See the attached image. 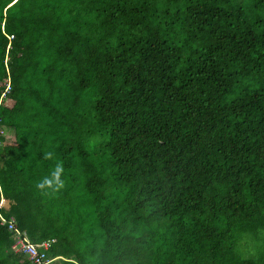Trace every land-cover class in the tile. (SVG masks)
Here are the masks:
<instances>
[{
    "label": "trees",
    "instance_id": "obj_1",
    "mask_svg": "<svg viewBox=\"0 0 264 264\" xmlns=\"http://www.w3.org/2000/svg\"><path fill=\"white\" fill-rule=\"evenodd\" d=\"M0 129L57 264H264V0H0Z\"/></svg>",
    "mask_w": 264,
    "mask_h": 264
},
{
    "label": "built area",
    "instance_id": "obj_2",
    "mask_svg": "<svg viewBox=\"0 0 264 264\" xmlns=\"http://www.w3.org/2000/svg\"><path fill=\"white\" fill-rule=\"evenodd\" d=\"M12 37V35L10 36ZM10 90V83L7 81L5 85V91L2 96L5 95L6 92ZM2 130L0 129V134ZM2 200L0 202V225H6L8 231L11 233L12 238L14 239V250L18 254L25 255L29 258L32 264H54L55 260L58 257H51L48 254L51 243L54 242V239L44 240L39 243H35L30 240L27 233L20 229L16 224V219L14 216L5 217L1 213Z\"/></svg>",
    "mask_w": 264,
    "mask_h": 264
},
{
    "label": "clouds",
    "instance_id": "obj_3",
    "mask_svg": "<svg viewBox=\"0 0 264 264\" xmlns=\"http://www.w3.org/2000/svg\"><path fill=\"white\" fill-rule=\"evenodd\" d=\"M53 158L52 152H45L44 159L51 160ZM64 174V168L61 164H56L55 168L51 171L49 176L43 177L40 181L36 182L37 189L43 190L45 188H50L53 190H59L63 187V180L61 177Z\"/></svg>",
    "mask_w": 264,
    "mask_h": 264
},
{
    "label": "crops",
    "instance_id": "obj_4",
    "mask_svg": "<svg viewBox=\"0 0 264 264\" xmlns=\"http://www.w3.org/2000/svg\"><path fill=\"white\" fill-rule=\"evenodd\" d=\"M2 130V129H1ZM2 133H3V130H2ZM2 205H3V207L4 208H8L9 207V201L8 200H6V199H2ZM27 257V256H26ZM28 258V257H27ZM29 259V258H28ZM57 259L55 260V262H54V264H57ZM31 262V261H30ZM32 263V262H31Z\"/></svg>",
    "mask_w": 264,
    "mask_h": 264
},
{
    "label": "rangeland",
    "instance_id": "obj_5",
    "mask_svg": "<svg viewBox=\"0 0 264 264\" xmlns=\"http://www.w3.org/2000/svg\"><path fill=\"white\" fill-rule=\"evenodd\" d=\"M8 135L11 137V138H9V140H12L13 139L12 135H10V133Z\"/></svg>",
    "mask_w": 264,
    "mask_h": 264
}]
</instances>
